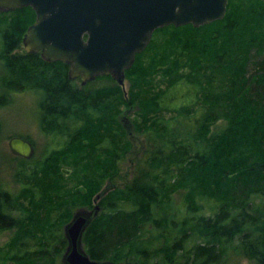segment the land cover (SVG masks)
I'll return each mask as SVG.
<instances>
[{
  "label": "trees",
  "instance_id": "obj_1",
  "mask_svg": "<svg viewBox=\"0 0 264 264\" xmlns=\"http://www.w3.org/2000/svg\"><path fill=\"white\" fill-rule=\"evenodd\" d=\"M35 19L30 6L0 12L1 86L41 90L43 130L63 141L41 159L22 158L12 180L0 176V235L14 230L0 264H66L65 227L100 190L82 237L94 260L264 264V1L229 0L223 19L158 28L154 36L171 31L184 60L157 50L143 61L153 38L126 71L129 90L110 75L79 85L69 63L20 51ZM156 73L163 86L153 87ZM132 111L128 123L122 114ZM136 132L145 140L134 153ZM131 153L130 178L117 185ZM69 158L77 190L64 185Z\"/></svg>",
  "mask_w": 264,
  "mask_h": 264
},
{
  "label": "water",
  "instance_id": "obj_2",
  "mask_svg": "<svg viewBox=\"0 0 264 264\" xmlns=\"http://www.w3.org/2000/svg\"><path fill=\"white\" fill-rule=\"evenodd\" d=\"M228 2L0 0V12L32 7L36 19L23 37L26 52L41 53L48 61L69 63L70 78L81 76L83 85L98 76L111 75L126 89V71L133 66L136 55L147 48L156 29L187 24L199 27L223 19ZM9 148L13 155L27 160L36 152L34 143L19 135L10 138ZM96 210L98 212L99 206ZM95 215L77 211L66 225L69 238L64 256L66 264H109L92 259L83 248V233Z\"/></svg>",
  "mask_w": 264,
  "mask_h": 264
},
{
  "label": "rangeland",
  "instance_id": "obj_3",
  "mask_svg": "<svg viewBox=\"0 0 264 264\" xmlns=\"http://www.w3.org/2000/svg\"><path fill=\"white\" fill-rule=\"evenodd\" d=\"M235 3L239 0H233ZM241 1V0H240ZM254 2H258V0H253ZM219 26V25H218ZM214 28H217L214 26ZM218 29V28H217ZM169 32H158L154 36L153 34V45L149 47V49L143 54L142 60L145 62H149L153 59L152 54L154 51H161L165 53L168 57L165 60L170 58L179 57V59L184 60V57L181 55V46L176 44L175 40H172L173 36ZM24 46L22 43V48L20 51H23ZM5 75V69L2 63L0 62V101L6 99L8 103L0 104V176L7 181L11 178V174H13V169L17 168L23 157L15 156L12 154L9 148V140L14 135H19L23 137H27L35 145L36 152L33 158L41 159L49 154V151L52 148L59 147L61 142L59 138L54 136H50L45 133L41 123V112H40V103L42 101V97L44 93L39 89H27L21 91H10L3 92L4 88L1 86L2 76ZM111 81H105L103 79L93 80L87 84L88 87H98L105 83ZM126 89H130V82L126 79L125 81ZM76 83L82 85L81 78L76 79ZM153 87H158L159 85L163 86V75L162 73H156V76L153 80ZM125 89V90H126ZM123 111L127 109L125 106H122ZM126 114V113H125ZM125 117H128L127 122L133 123L136 120L137 116L132 112H128ZM170 114H168V117ZM225 125V121L223 119L218 120L215 124L212 125L213 131ZM133 133H135V129L132 128ZM134 150L133 152H137L142 149V145L144 143L145 137L138 132L136 135L134 134ZM32 158V159H33ZM31 160V159H30ZM133 160L134 154L131 153L126 158V161L123 164V168L121 171V177L113 180L117 185H124L127 183L130 178V174L133 170ZM72 159H68V161H62L61 167L63 171L66 172V176L71 175L68 181L64 183V185H68L70 188L77 190L81 185V179H77L73 174L77 169L75 168V162ZM111 182V181H110ZM109 180L102 185V189L107 186ZM101 189V188H100ZM102 190L96 192L93 196V200L91 204L84 205L78 212L79 213H88L91 216L95 215L97 212L96 207L98 206V195ZM181 191V190H179ZM178 192L175 193L177 201L181 199V194ZM182 192V191H181ZM97 214V213H96ZM73 220V218L68 222V224ZM14 230H7L5 233L0 235V245H5L9 239L13 236ZM1 252L0 255H2ZM244 264H249L248 261H244Z\"/></svg>",
  "mask_w": 264,
  "mask_h": 264
},
{
  "label": "flooded vegetation",
  "instance_id": "obj_4",
  "mask_svg": "<svg viewBox=\"0 0 264 264\" xmlns=\"http://www.w3.org/2000/svg\"><path fill=\"white\" fill-rule=\"evenodd\" d=\"M77 78H81V76H79V77H77ZM77 78H76V79H77ZM81 80H82V78H81Z\"/></svg>",
  "mask_w": 264,
  "mask_h": 264
},
{
  "label": "bare ground",
  "instance_id": "obj_5",
  "mask_svg": "<svg viewBox=\"0 0 264 264\" xmlns=\"http://www.w3.org/2000/svg\"><path fill=\"white\" fill-rule=\"evenodd\" d=\"M23 137V136H22ZM24 138H26V137H24ZM28 139V138H27ZM30 140V139H29Z\"/></svg>",
  "mask_w": 264,
  "mask_h": 264
}]
</instances>
